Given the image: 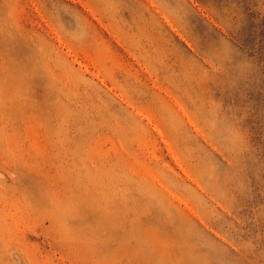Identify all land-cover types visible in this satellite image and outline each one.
<instances>
[{
    "label": "rangeland",
    "instance_id": "1",
    "mask_svg": "<svg viewBox=\"0 0 264 264\" xmlns=\"http://www.w3.org/2000/svg\"><path fill=\"white\" fill-rule=\"evenodd\" d=\"M0 264H264V0H0Z\"/></svg>",
    "mask_w": 264,
    "mask_h": 264
}]
</instances>
